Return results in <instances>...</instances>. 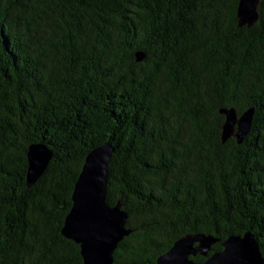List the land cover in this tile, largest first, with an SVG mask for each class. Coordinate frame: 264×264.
Wrapping results in <instances>:
<instances>
[{"label":"trees","instance_id":"obj_1","mask_svg":"<svg viewBox=\"0 0 264 264\" xmlns=\"http://www.w3.org/2000/svg\"><path fill=\"white\" fill-rule=\"evenodd\" d=\"M239 4L0 0V264H84L62 230L105 144L130 231L116 263L157 264L201 233L210 255L252 234L264 258V0L252 26ZM232 109L254 111L241 144L222 141ZM34 145L53 158L30 185Z\"/></svg>","mask_w":264,"mask_h":264},{"label":"water","instance_id":"obj_2","mask_svg":"<svg viewBox=\"0 0 264 264\" xmlns=\"http://www.w3.org/2000/svg\"><path fill=\"white\" fill-rule=\"evenodd\" d=\"M259 0H240L238 17L241 26H252L257 22ZM226 115L222 141L236 138L243 143L251 131L254 111L241 117L237 111H222ZM237 130V131H236ZM114 149L105 144L92 151L85 160L73 193V208L66 218L63 236L81 246L84 264H118L115 252L119 244L130 235L126 229L128 213L122 210L123 203L109 205L108 172ZM28 182L35 184L46 172L53 153L45 146L29 148ZM213 236L205 234L187 235L175 242L169 252L159 257L157 264H264L257 239L252 234L229 238L223 251L210 255L217 243ZM201 256L206 260L196 262L192 258Z\"/></svg>","mask_w":264,"mask_h":264}]
</instances>
